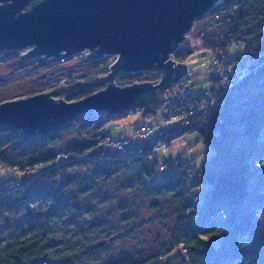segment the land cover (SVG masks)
<instances>
[{"label":"trees","instance_id":"obj_1","mask_svg":"<svg viewBox=\"0 0 264 264\" xmlns=\"http://www.w3.org/2000/svg\"><path fill=\"white\" fill-rule=\"evenodd\" d=\"M223 8L226 14L220 25L203 30L205 34L201 42L204 50L221 59L226 56L225 62L238 66L247 60H252L254 65L246 79L225 93L215 108L196 118L193 127L183 135L198 132L201 140L215 152L199 170L202 179L199 184L211 185L204 204L196 207L188 201L190 190L183 179L187 178L184 173L159 186H144L148 197L172 200L180 212L179 222L184 221V226L189 228L176 236L172 246L162 253L160 259L167 264H237V258L244 264H264V89L253 90L255 83L264 78V0H226ZM238 43H244L245 52L231 60L230 48ZM111 65L100 67L95 72L96 79L102 80L109 74ZM138 74L125 75L128 79L120 87L157 83L161 79L156 73L145 79L137 77ZM212 81L216 87V80L213 78ZM93 94L85 90L77 94L62 91L57 96L73 103ZM197 99L202 103L207 97L204 94ZM112 118L115 116L94 113L76 119L60 132L31 140L22 139L20 131L1 129L0 170L10 168L12 171L6 175L20 176L24 180L18 183L19 188L6 185L13 180L4 182V185L0 183V209H5L2 203L29 194L30 188L42 181L59 192L73 169L85 164L97 166L105 160L121 164L139 162L144 165L146 180L151 179L155 172L152 163L158 166L157 156L134 157L147 145L144 139L138 142L143 143L142 146L129 141L126 154L116 150L114 157L105 154L106 150L112 149L105 133V127ZM68 132H75L76 139L66 153H59L58 146ZM103 145L106 149L98 151ZM150 158L154 160L150 162ZM33 230L26 228L20 231L10 246L0 247V264H52L69 255L65 252L61 257H54L60 247L41 232ZM207 238L215 239L219 246L214 247ZM179 248L185 250V259ZM47 256L52 260L48 261ZM151 263L124 259L116 264Z\"/></svg>","mask_w":264,"mask_h":264},{"label":"rangeland","instance_id":"obj_2","mask_svg":"<svg viewBox=\"0 0 264 264\" xmlns=\"http://www.w3.org/2000/svg\"><path fill=\"white\" fill-rule=\"evenodd\" d=\"M209 13L196 21L193 30L187 35V41L173 54L175 62L186 64L190 71H194L196 76L192 89L196 96L204 95L215 86L211 73V53L204 50L201 42L205 34L203 30L212 24ZM28 52L0 54V104L53 91L55 100L61 99L57 95L62 91L67 94L82 93V90L98 93L106 89L108 83L96 80L95 72L116 60L114 56L90 60L87 58L89 51L57 61L21 58ZM244 52V43H238L230 48L229 58L233 60ZM213 56L218 57L216 54ZM152 73L156 72H144L137 77L149 78ZM127 79V76H123L117 85H123L121 83ZM261 89H264V78L253 86L254 91ZM157 112L144 117L140 110L125 113L123 117L116 115L105 127L109 143H128L132 140L136 146L140 145L138 142L143 138L139 129L142 125L169 129L171 126L164 120V108ZM75 139V132L65 133L58 152L66 153ZM104 148L106 145L97 150ZM115 150L108 149L105 154L114 157L117 155ZM214 154V150L201 140L200 134L194 132L173 143L167 157H155L158 166L152 163L155 172L148 180L143 172L144 165L139 162L121 164L105 160L97 166L85 164L73 169L59 192L53 191L48 182H39L30 188L29 194L2 203L5 209H0V247L10 246L20 231L33 228V232H41L60 247L53 254L54 257L69 253L52 264H116L124 259L167 264L160 259L162 253L172 246L176 236L189 228L184 226V221L179 222L180 212L172 200L148 197L144 186H159L184 173L187 178L183 179L190 190L188 201L200 207L211 185L199 184L202 180L199 170ZM153 160L150 158V162ZM170 161L174 165L163 170L162 165ZM6 174L8 172L0 170V183L4 185V182L13 180L6 185L19 188L18 183L24 179ZM207 241L214 247L219 246L215 239L207 238ZM179 251L185 259V250L179 248ZM47 258L48 261L52 260L51 256Z\"/></svg>","mask_w":264,"mask_h":264},{"label":"water","instance_id":"obj_3","mask_svg":"<svg viewBox=\"0 0 264 264\" xmlns=\"http://www.w3.org/2000/svg\"><path fill=\"white\" fill-rule=\"evenodd\" d=\"M220 1L0 0V54L29 50L21 58L59 60L89 51L90 60L116 57L102 79L107 88L82 100H55L53 91L0 104V130L20 131L22 139L31 140L94 113L157 114L189 69L172 60L173 54ZM144 72L161 79L117 85L125 75Z\"/></svg>","mask_w":264,"mask_h":264},{"label":"built area","instance_id":"obj_4","mask_svg":"<svg viewBox=\"0 0 264 264\" xmlns=\"http://www.w3.org/2000/svg\"><path fill=\"white\" fill-rule=\"evenodd\" d=\"M225 1H220L210 11L209 14L212 16L211 26H217L223 15L226 14V10L223 8ZM210 57L211 73L217 82V86L205 93L207 100L200 103L195 96L192 85L196 75L189 68L185 77L174 84L167 93L164 120L171 127L169 129H163L162 127L156 129L142 126L139 129V133L147 142V145L145 148L139 149L134 154V157L140 158L145 155L158 154L167 156L170 146L178 139L184 137L185 131L193 127L195 119L204 115L208 110L215 108L223 99L225 93L236 87L239 82H242L251 74L254 65L252 60H247L243 65L238 66L230 61L225 62L227 57L222 59L216 56ZM172 60H174V56H172ZM128 144L129 142H110L108 146L117 149L121 154H126L128 152ZM63 157L65 158V156ZM173 165L174 162L170 161L168 164L162 165L161 168L164 170L167 166ZM2 171L10 172L12 170L3 168Z\"/></svg>","mask_w":264,"mask_h":264},{"label":"crops","instance_id":"obj_5","mask_svg":"<svg viewBox=\"0 0 264 264\" xmlns=\"http://www.w3.org/2000/svg\"><path fill=\"white\" fill-rule=\"evenodd\" d=\"M215 84V83H214ZM194 85V84H193ZM193 85H192V87H193ZM215 87V86H214ZM213 87V88H214ZM193 90V89H192ZM194 92V91H193ZM195 94V93H194ZM196 96V95H195ZM196 97H201V96H196ZM137 112V111H136ZM164 113H165V107H164ZM164 116H165V114H164ZM142 126H145V125H142ZM143 145V143H141L139 146H142ZM159 155H161V154H158V155H156V156H159ZM162 156H164V155H162ZM164 157H167V156H164Z\"/></svg>","mask_w":264,"mask_h":264},{"label":"clouds","instance_id":"obj_6","mask_svg":"<svg viewBox=\"0 0 264 264\" xmlns=\"http://www.w3.org/2000/svg\"><path fill=\"white\" fill-rule=\"evenodd\" d=\"M237 264H244V261L240 258H237Z\"/></svg>","mask_w":264,"mask_h":264}]
</instances>
